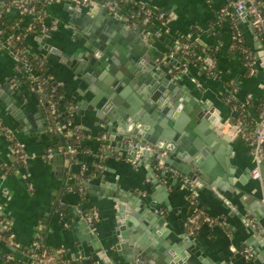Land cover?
Listing matches in <instances>:
<instances>
[{
    "label": "crops",
    "instance_id": "1",
    "mask_svg": "<svg viewBox=\"0 0 264 264\" xmlns=\"http://www.w3.org/2000/svg\"><path fill=\"white\" fill-rule=\"evenodd\" d=\"M137 1L155 12L164 13L167 18L164 24L157 25L155 31L159 36L155 45L161 52H166L170 47H178L179 40L187 36L190 43L200 47L195 49V54L210 60L214 65L216 77L208 75L205 65L193 63L188 67L186 76L172 75V79L179 84L174 92L179 102L188 105L192 103L198 107L201 104L206 107L211 119L220 116L222 120L230 118V109L225 104L228 95L241 105L248 96L254 101L264 102V63L259 57L262 53L264 56V42L252 28L250 15L247 12L242 15L235 13V0ZM258 1L262 4L264 17V0ZM81 8L68 2H58L47 8V19L59 24L57 31L49 34L48 44L60 51L62 56L50 53L44 56L50 75L64 86L66 98L77 105L76 99L79 96L78 104H83L79 116L73 112V121L81 125L88 135L82 143L84 152L78 157L67 159L62 154L60 159H54L56 155L51 160L46 159V149L53 140L45 131L43 113L39 110L32 90L22 83L17 61L0 50V88H4L3 94L11 100L9 105L0 98V120L15 130V136L24 146L27 156L26 166L19 173L0 177V214L15 235L16 244L20 247L31 244L39 227L38 219L49 215L54 200L62 191L59 204L64 207L69 227L65 229L61 226L55 211L48 223V218L45 222V244L65 250L62 262L57 264L101 262L93 246L83 241L79 233L73 232L78 226L81 200L80 194L67 187L69 181L66 176L70 172L78 173L80 165L85 164V184H89L85 186L89 204L86 206L99 213V220L92 230L105 255L112 258L114 264H128L114 250L117 242L114 232L117 227L116 216L130 223L127 239L132 242L136 237L140 238L141 233H150L151 217L156 214L166 220L163 227L165 233L157 234L162 237L163 245L186 254L187 264H264V216L260 220L254 216L256 212L262 211L253 193L260 181L250 177L252 163L249 148L243 140L232 139L231 148H223L218 153L220 174L208 187L198 189L199 206L209 215L218 218V222L212 227L202 226L193 235L185 226L189 204L179 181L181 176L174 177L170 173L162 176L158 173L159 167L153 163L150 164L152 173L145 168V163L141 166L131 163L132 151L126 144L128 139H125L128 137L122 138L121 134L130 128L132 130L135 123H138L137 119L129 117L124 123L121 120L114 121L112 126L115 140L111 144L106 143L105 147L103 144V156L99 153L101 144L98 143L99 137L95 136L105 134L97 130L102 127L97 125L94 115L106 104L103 100L94 107L96 111L89 109L94 98L90 87H95L98 78H86L85 71L80 70L82 66L76 49L82 42L78 35L90 25L81 18L77 24L70 22V11ZM83 13L93 20L92 23L100 22V18L89 11ZM237 29L242 32L256 60L254 74H249L240 52L234 55L228 53ZM33 38L28 37L27 42L32 52L40 55L41 51ZM209 53L214 55V61L210 59ZM63 57L70 59L63 63ZM166 72L169 73V69L166 68ZM180 78L182 81H179ZM23 106L24 113L21 110ZM18 114L23 115V126L13 118ZM246 115H251L255 121L258 118L255 107H250ZM11 159L9 143L0 136V163H10ZM97 165H102V169H98ZM71 182L75 180L71 179ZM93 186L102 191L92 190ZM245 223L250 224L257 235L250 233ZM154 242L157 244L158 239ZM246 248L252 254L249 261L241 254ZM175 251L172 253L175 254ZM79 255L83 256L81 262L77 261Z\"/></svg>",
    "mask_w": 264,
    "mask_h": 264
},
{
    "label": "water",
    "instance_id": "2",
    "mask_svg": "<svg viewBox=\"0 0 264 264\" xmlns=\"http://www.w3.org/2000/svg\"><path fill=\"white\" fill-rule=\"evenodd\" d=\"M1 10L0 7V12ZM84 11L99 17L100 22L92 23L93 20L87 18ZM70 12L72 16L70 22L73 24L79 23L81 18L90 25L80 36L78 35L82 42L76 51L82 66L80 70L85 71L86 78L91 80L94 77L98 78L95 87H90L94 98L89 109L96 111L94 107L97 103L105 101V107H100L101 109L94 115L97 125L102 127H98L97 130L107 135L105 142L111 144L115 140L112 126L114 121L121 120L124 123L129 117L137 119L138 123H135L132 130L130 128L121 134L122 138L128 137L125 139L134 144L153 146L158 151L166 152V156L141 151L137 155L136 166L145 163V168L152 173L150 164L153 163L154 166L159 167L158 173L162 176L167 173L174 177L187 176L198 189L208 187L220 174L218 166H221V162L218 161V153L223 148L227 150L231 148V139L223 133L221 124L224 120L220 116L211 119L205 106L200 104L198 107L192 103L188 105L179 102L174 96L179 84L172 79L170 72H166V68L172 65L178 66L177 61L169 57V52L175 48L170 47L166 52H161L155 45L159 39L158 34H154L150 41H144L141 36L142 28L129 29L119 20V15H111L107 10L100 9L93 3ZM11 15L14 13L12 12ZM48 37L49 35H39L33 38L41 51L40 56L44 57L50 53L61 57V52L48 44ZM259 57L264 63L263 53ZM65 59L63 57L61 62L65 63L70 58ZM210 63L211 61L207 60V64ZM179 81H182V78ZM3 89L0 88V98L10 105L11 100L3 94ZM76 100L78 108L76 109L75 102L72 110L79 116L83 104H78L79 96ZM21 110H24V106ZM13 118L23 126L22 114L14 115ZM83 124L86 125L85 122ZM60 141L64 145L62 138ZM129 149L133 158L137 154L136 148ZM64 156L67 159L71 157L69 154ZM60 158V155L54 157V159ZM261 177H264V163L261 164ZM85 186L88 187L89 184ZM92 190L102 191L97 186H93ZM91 193L94 194L92 191ZM253 193L255 200L262 207L261 212L254 214L256 219L260 220L264 216V182H260ZM61 195L62 191H59L51 206L46 224L56 211ZM225 203L230 205L227 201ZM116 217H118L117 227L114 232L117 242L114 250L126 263L187 264L186 254L163 245L162 237L157 235L159 232L165 233L164 217L158 214L151 217L150 235L141 233V237H136L132 242L127 239L130 223L119 216ZM245 225L250 233L257 235L250 224L245 223ZM257 225L259 226V222ZM73 232L79 233L78 236L82 237L83 241L93 246L97 258L103 264H114L112 258L105 255L91 226L81 217ZM156 239H158L157 244L154 242ZM173 251L175 254L172 253Z\"/></svg>",
    "mask_w": 264,
    "mask_h": 264
},
{
    "label": "built area",
    "instance_id": "3",
    "mask_svg": "<svg viewBox=\"0 0 264 264\" xmlns=\"http://www.w3.org/2000/svg\"><path fill=\"white\" fill-rule=\"evenodd\" d=\"M68 2L76 7L88 6L91 3H96L100 7L107 10L111 15H119V20L126 24V26L131 30H137L142 28L141 36L144 41H150L152 36L157 30V25L159 23L164 24L167 18L164 13L155 12L148 6L138 2L137 0H12V7L7 9V12H13L15 15L23 16L27 15L30 17V21H26L25 25L28 31L33 30L35 25L40 24L39 35L45 36L58 29L57 21H49L47 19V8L55 3ZM31 4L30 6H26ZM40 5L42 7L39 11L36 10V6ZM235 13L237 15L245 14L246 12L250 15L251 26L260 36L261 40L264 42V17H263V7L258 0H235ZM20 23L22 21H19ZM17 22L16 25L11 27L10 30H2L0 28V50L10 54L13 59L19 63V65L26 72L30 79V86L35 87L39 95L37 103L39 110H43V118L45 124V131L48 134L55 133L60 138L64 140V145H60L55 149L48 147L45 152V157L47 160H51L55 155L69 154L71 157L76 158L82 154L83 148L82 143L85 141V136L87 131L79 124H76L73 120H59L58 118L62 116L64 112V107L59 104L61 97L54 96L55 88L62 85L61 82L56 81L50 74H44L40 76L38 69L43 66L48 65L46 57H41L38 54L32 52V47L27 42L29 37L24 35L21 36L18 28L20 23ZM37 35V36H39ZM26 36V41L23 47H19L18 41ZM36 36V35H33ZM234 39L237 40L243 47H247L242 32L237 29L234 32ZM181 53L186 56L189 54V46L183 44L178 47ZM244 57V64L249 72V74H254L256 69V60L254 59L251 52L247 49H242L239 51ZM40 58L37 67H34L32 63L29 62L30 58ZM169 57L175 59L178 66L172 65L169 71L174 77L186 76L188 74V67L190 64H199V61H203L201 55H194L196 57L195 61H182L175 57L174 52H169ZM206 72L211 77H216V72L213 64H207L206 60ZM40 71V70H39ZM192 81H194L192 79ZM53 84L50 92L46 94L44 92V86L46 84ZM14 84V83H13ZM15 85V84H14ZM248 96L243 103V106L248 105L250 100ZM230 100L225 99V104L228 106ZM230 109V118H226L221 124L223 133L230 137V139L240 138L243 140L249 148V156L252 163V168L250 170V177L255 181L264 182V177H261V164L264 163V111H262L252 130L249 132H244L242 130V119L238 117V112L235 107ZM15 130L9 128L3 121L0 120V136H2L11 150V162L10 163H0V177L10 176L9 172L12 170L13 174L19 173L22 168H16L17 163H22L26 166L27 156L24 152V146L17 140L15 136ZM69 139H74L76 145L68 142ZM101 142L100 152H103V144L106 146L105 135H101L99 138ZM14 140V146L11 141ZM126 144L129 148H136L137 154L131 159V163L136 165V158L139 152L147 151L153 154H160L161 156H166V152L158 151L153 146L150 145H140L134 144L132 141L127 140ZM102 157V156H100ZM98 169H102V165H97ZM87 166L85 164L80 165L78 176L83 177L87 174ZM182 189L187 194V201L189 204V215L185 220V226L187 227L191 235L195 234L202 226L212 227L217 224L218 218H214L209 215L205 210H203L198 204V188L191 178L187 176L179 177ZM82 193V189H79ZM80 217L91 226L93 229L96 222L99 220V213L97 210L92 209L90 214L83 216L80 211H78ZM1 217L3 215L0 214ZM59 220L61 221V226L63 228L69 227V222L65 219V212H58ZM3 233H9L8 236L3 235ZM36 237V235H35ZM232 251H235L234 249ZM65 250L56 249L52 253L48 252L46 249H42L38 241H32L31 244L26 247H20L15 242V235L8 222L3 217L0 220V264H55L57 262H62ZM241 254L244 256L246 261H249L252 257L250 250L243 249ZM83 259V256L79 255L78 260ZM92 264H102L99 261H93Z\"/></svg>",
    "mask_w": 264,
    "mask_h": 264
},
{
    "label": "trees",
    "instance_id": "4",
    "mask_svg": "<svg viewBox=\"0 0 264 264\" xmlns=\"http://www.w3.org/2000/svg\"><path fill=\"white\" fill-rule=\"evenodd\" d=\"M0 2H1L0 7L2 8V10L0 12V28L2 30H5V29L10 30L11 27H13L14 25L17 24V22L22 21L21 23L19 22L20 25L18 28L19 33H21V36H24V35L28 36L29 35V37L30 36L35 37L33 35H36V36L39 35L40 24L35 25V28L33 30L28 31L25 23L27 20H28V22L31 20L30 17H28L27 15H23V16H19L17 14L11 15V12H7V9L12 7V0H0ZM30 5L27 4L26 6H30ZM32 5L36 6L37 11H39L42 7V4H40V5L32 4ZM26 36L21 38L18 41L19 47L24 46V42L26 41ZM178 44H179V46H182L183 44H187L189 46V49H188L189 54L184 56L181 53L180 49L178 48L179 46H178L175 48V50H172L177 59L182 60V61H195L196 60V57H194V55H195L194 51L196 48H200L197 44L190 43L187 36L181 38V40H179ZM242 49H247L249 52L252 53L249 46H247L245 48L240 43H238L236 39H234L228 53H229V55H234L236 52H239ZM211 53L215 54L214 52H211ZM211 53H209L208 55H210V59L212 61H214V55H212ZM39 59H40L39 57L38 58H30L29 62L32 63V65L34 67H37ZM242 59L245 62L244 57ZM17 64H18L17 66L19 68V72L21 74L22 83L25 84L28 88H30L32 90V93L36 97V99H38L39 95L37 93L36 88L35 87L31 88V86L29 84L30 83L29 77L27 76V74L23 70V68L19 65V63H17ZM205 64H206V59L203 61H199L198 65L204 66ZM37 69H38V73L40 76H43L44 74H50L48 65L43 66L41 69H39L37 67ZM246 73H247V71H246ZM53 84L49 83V84H46L44 86V92L46 94H48L50 92L52 86H54ZM54 96H55V98L61 97L59 104H61L64 107V112H63L62 116H60L58 119L59 120H66V119L73 120L74 116H73L72 107L74 105L69 99L66 98L65 89H64L63 85L57 86L55 88ZM225 99L230 100V102L228 104L229 108L235 107L237 109V112H238L237 115H238V117H240L242 119V127H241L242 130L244 132H249L250 130H252L254 125H255V120L253 119V117L251 115L250 116L246 115L247 111H248V109H250V107H255V115H259L262 111H264V102L261 100L254 101L253 99H250L248 101V105L243 106L236 99H233L232 97H230V95L226 96ZM43 110H45V109L43 108ZM43 110H41L42 113L44 112ZM231 118L232 117L230 116V119ZM47 135L49 136V138H51V140H53V142L49 145V147L55 149L56 147L61 145L60 137L57 134H55V133L48 134L47 133ZM87 136L88 135L86 133L85 138ZM95 137L98 138V137H100V135L96 134ZM68 142L72 143L73 145H76V141L74 139H69ZM98 143L101 144V142H99V141H98ZM11 144L14 146L15 141L12 140ZM86 149H88V148H85V150ZM99 153L103 156V152L99 151ZM15 166H16V168H22V167L25 168V165L22 163H17ZM12 174H13V171L11 170L9 172V175H12ZM86 178H87V175L80 177V176H78V173H72V172H70L66 176V180L69 181V184L67 183V187H71V189L73 190L74 193L80 194L79 195L80 196L79 200H81L80 212L83 216H87L88 214H90V212L92 210L89 208L90 206L89 207L86 206V204H88V201L86 200L88 198V196L86 195L87 189L85 187ZM71 179H74L75 182L72 183ZM80 188L82 189V193H79ZM62 211H64V207L59 204L56 208V213L62 212ZM48 216L49 215H45V216H42L38 219L39 227L37 228V230L35 232L36 237H34L33 240L38 241L42 249H46L48 252L52 253L56 249L51 248L50 246L46 245L45 241H44V238H45L44 226H45V222H46ZM2 218L3 217L0 216V220H2ZM8 234L9 233H3V235H5V236H8ZM25 249H26V247H25ZM57 263H55V264H57ZM14 264H18L17 261Z\"/></svg>",
    "mask_w": 264,
    "mask_h": 264
}]
</instances>
